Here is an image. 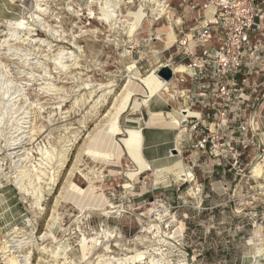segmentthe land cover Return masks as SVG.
<instances>
[{"label": "rangeland", "instance_id": "1", "mask_svg": "<svg viewBox=\"0 0 264 264\" xmlns=\"http://www.w3.org/2000/svg\"><path fill=\"white\" fill-rule=\"evenodd\" d=\"M88 1L48 0L42 3L46 4V15L35 10L31 18L25 16L30 0H0V85L9 83V90L21 95L17 105L28 113L25 125L28 134L23 140L25 150H16L17 154L24 153L28 160L19 165L35 174L34 167L41 158L38 148L53 146L59 153H67L64 167H58V163L53 166L50 176L53 172L57 176L56 185L43 182L44 198L38 206L34 198L19 189L15 179L20 169L13 167L10 158L13 151L6 146L13 138L9 109L0 133V264H11L9 261L13 258H17L18 264H105L107 260L116 263L137 252L146 253L144 262L156 257L163 264H264V254L256 253V249L264 251V196L253 193V183L247 177L235 179L233 171L188 149L182 151L180 160L185 170L194 175L192 183H179L166 173L161 174V178L153 173L142 176L141 173V180L134 188L126 190L125 185L134 181L132 173H126L128 167L121 174L111 170V176L88 154L96 150L89 137L102 128L111 107L108 104L94 111L93 102L87 101L78 108L76 101L89 96L84 84L96 86L115 80L120 90L130 65L136 64V73L146 75L159 63H165L171 54L177 55V45L165 51V33L169 27L166 17L155 22L151 32L150 22L145 19L133 38L125 35V21H131L126 15L137 10L139 0H133L134 4H121L119 20L112 30L98 18L99 5L93 8ZM165 1L173 12L178 40L190 35L203 22L199 18L205 13L202 3L197 6L195 0ZM91 13L95 14L94 19L89 18ZM148 14L151 16L150 10ZM24 16L28 24L34 25V31L31 34L26 30L19 32L14 37L17 40L9 41L6 22L18 21ZM36 16H39L37 20ZM39 19H43L42 24L54 27L58 34H47ZM178 20H181L180 26L176 23ZM158 35L161 40L156 39ZM60 51L79 55L80 68H71L66 74L56 70L54 58ZM46 82L61 88L60 91L51 96L43 94L41 89ZM33 132L39 135L31 144L29 136ZM122 138L119 144L128 153L132 146H125ZM187 156L190 163L184 162ZM120 165L116 161L109 166ZM72 172H75L73 177ZM90 182L95 196L103 197L105 208L113 213L79 214L73 195H84ZM26 185L32 188L28 179ZM191 189L197 197L189 193ZM155 201L161 204L163 219L152 223L156 222V216L149 217L145 213ZM53 218L56 224L51 231ZM154 224L161 229L157 230ZM175 232L179 234L163 244L165 238L161 236L172 237ZM46 234L49 236L44 239ZM110 234V240L106 239ZM93 238H98L100 244L95 248L90 242L86 252L81 243ZM6 245L11 246L10 249L4 250Z\"/></svg>", "mask_w": 264, "mask_h": 264}, {"label": "built area", "instance_id": "2", "mask_svg": "<svg viewBox=\"0 0 264 264\" xmlns=\"http://www.w3.org/2000/svg\"><path fill=\"white\" fill-rule=\"evenodd\" d=\"M195 1L203 22L159 65L173 71L160 79L181 103L177 136L264 196V0Z\"/></svg>", "mask_w": 264, "mask_h": 264}, {"label": "bare ground", "instance_id": "3", "mask_svg": "<svg viewBox=\"0 0 264 264\" xmlns=\"http://www.w3.org/2000/svg\"><path fill=\"white\" fill-rule=\"evenodd\" d=\"M9 1L15 2L16 0H9ZM47 1L48 0H30L29 6L25 7V12H26L25 16L29 15L31 18H34L32 15H34L35 10H39L40 13L43 16H45L47 13V8H44V6L46 4L42 5V3H44V2L46 3ZM126 1L127 0H89L88 2L91 4L92 7L94 5L96 6V4L99 5V17L98 18H101L103 25L110 27V29L112 30V28L113 29L116 28L115 26L117 24V21L119 20V17H120L119 10L122 6L121 4L122 3L123 4H134L133 0L128 1V2H126ZM169 8H170V6L167 4V2L165 0H139V5L137 7V10H135L133 12L128 10L129 12L126 15V17L130 18L131 21H129V20L125 21L126 26L123 29V31H125V35H127L128 38H133L136 29L138 28V26L140 27L142 25V23L144 22L145 19H147L150 22V25H151L150 32H151L154 30V23L159 21V20H162L166 17V19L168 20L169 27L167 28V33H165V35H166V39L164 41L165 42V51L170 50L178 42V35L176 33V30H175V27L173 24V19H172L173 12H171L169 10ZM148 10H150L151 16L148 14ZM25 16L23 19L18 20V21L13 22V21L9 20L6 22L7 27H8V31H9L10 36H11V39L9 41L17 40V39H14V37L17 34H19V32H23L26 30V31H28L29 34H31L32 31H34L32 28L34 25L28 24V22L25 21ZM36 17H37L36 18V20H37L39 16H36ZM95 17L96 16L94 13H91L89 16L90 19H94ZM179 18H181V17H179ZM39 21L41 22V25L43 26V29L47 34H50V35L58 34V31H56V29H54V27L52 28L51 26L46 25L45 23L42 24L43 19H39ZM32 22L36 23V21H34V20H32ZM176 23L179 24V26H180L181 20L176 21ZM159 34H160V32H159ZM156 39L161 40V37L158 35V37ZM8 42L6 41L5 44H8ZM41 42L44 43V41H41ZM117 47H119V45H117ZM1 48H2V45L0 44V50H1ZM15 50H17V49L15 48ZM65 51H60L55 56L54 62L56 64L55 69L58 70L60 73L64 72L66 74V73H68V71L71 70V68L79 69L80 68V60L78 57L79 55L77 56L74 52H71L68 54ZM15 54H17V53H15ZM26 56H24V57H26ZM28 56H29V54H28ZM68 63H71V64L69 65ZM24 65L26 66L27 64H24ZM127 65H130V64H127ZM158 67L159 66L153 67L150 71L147 72L146 75H141V74L136 73V70L138 71L136 64L130 65L126 71L128 73L127 79L125 80V82H124V84L120 90L117 89L118 85L116 83H118V82H116L115 80L110 81L106 84H103V83L98 84L96 86L92 85L90 83H86V84H84L83 88L87 89L89 91L88 99H85V96H83L82 98H84L83 99L84 101L83 100H81L82 102L76 101V103H75L76 106H78V108H79L80 103L86 104L87 101H89V103L93 102L92 110H94V111H98V110L106 107L108 104H109V107H111V109L108 110L109 112L107 113V115L103 119V124L101 126L102 128H100L99 132L97 131L95 133V134L98 133V135L95 137V134H94L92 137H89V141H91L92 144H94L96 150L93 151L91 154L90 153H88V154L91 155L93 160L97 161L98 164L109 166L110 164H113V162L116 163V161H118V163L123 162V161H121V159L123 157V154L125 153L131 159L130 161H132V163L134 164V167H136L135 170H133V168H132V170L129 171L132 173L131 175L134 177V181L129 182L125 185L126 190H130V189L134 188V185L137 184V182H139L141 180V178H140L141 173L145 174V173L152 172V171H151V168H150L149 164L147 163V161L145 160L143 153H142L141 130L129 128L126 131H123L120 127V125H121L120 124V118H121L122 114L129 107L131 101H133V106H135V107H137V105L139 104L138 102L146 105L148 100L151 97L162 92L163 87H164V83H163L164 81H162L157 76V71H158L157 68ZM178 69H179V71H185V68L183 66L178 67ZM49 73H50V71H49ZM47 75H49V74H47ZM160 83L162 84V86H160ZM42 86L43 87H42L41 91H43V94H46L47 96H51V95H53V92L60 91V89H61V88L57 89L56 88L57 86L55 87L54 85L49 84L47 82ZM9 89H10L9 83L0 85V133H1V126L4 124V122L6 120V116H8V114H9L8 111L10 109L11 110L10 111L11 112L10 113L11 114L10 122H11V130L13 131V134H12L13 138L10 141V144L6 145V146L10 147L11 151H13L10 154V158L12 159L13 167L16 169H20L19 170L20 173L18 176L16 175L17 177H15V179L17 180V185H19V189L23 190L24 194L26 196L34 198V201L36 202V204L38 206H40L42 204L43 198H44V189L42 187L43 182L46 183L47 181H50V184L56 185V183H57L56 177L57 176L54 175V172L52 173V176H50L52 170L54 169L53 166H55V164L58 163V167H64L66 164V161H67V157L65 154H67V153H59L57 148L53 147V146H50V148H46V149L45 148H38L37 149L38 155H40L41 158L39 159L38 162L36 161L37 166L34 167L35 174L29 173V171L26 170L27 169L26 166L24 168H22L19 165L20 163L28 160V158L25 156L24 153L23 154H17V152H16V150H18L19 148H23L25 150V144H23V140L27 137V134H28V133H26L27 131L25 132V129L27 127V126L25 127V125L28 124L26 122V120H27L26 118H28L27 117L28 113H26V111L23 110V107H20L17 105L18 104L17 98H19L21 95L15 91L11 92V90H9ZM164 89H165L164 92L169 91V88H167V87H165ZM140 94H142L144 96L147 95L144 97L143 101H139L136 97ZM134 97H135V99L132 100ZM111 99H112V102H110ZM4 102H7L8 104H6ZM59 102H61V101H59ZM62 103H65V101L63 100ZM57 109H58V107H57ZM73 109H74V107H73ZM136 109H139V108L137 107ZM175 116L171 115V118H172L171 121L174 124L178 123V119ZM129 122H127V123H129ZM122 132H125L126 136H122L124 138H122L121 142L124 143V145L127 147L132 146V148L130 149V151L128 153H126L123 150L122 144H117L115 142V137L118 135H122ZM24 134H26V136ZM38 135H39V132H35V133L33 132L32 135L29 136V141L31 142V144L35 143L36 137ZM181 140H182V136L179 135L177 138V147H178L177 149H178L180 154L182 153L180 150ZM65 147L67 148V146H65ZM86 148H87V145H86ZM83 151H85V150H83ZM87 151H90V150L88 149ZM61 152H63V151H61ZM23 156H24V158H23ZM16 157L18 158V160H15ZM76 170H77V168H76ZM256 171H257L256 172L257 174H260V172H261L259 168H257ZM152 173L155 174L156 177H160L161 174L166 173L170 176H173L174 179L179 183L184 182V183L188 184V183H192L194 181V175L185 170L184 163L182 160L176 161L172 165V167L165 169L162 172H152ZM74 174H75V172H72L70 174V176L73 177ZM97 178H99V177H97ZM149 178H151V177H149ZM26 179L29 180V186H31L32 188L27 187ZM156 180H158V179H156ZM158 181H160V180H158ZM48 183H47V185H48ZM189 193H191L193 196L197 197V193L194 192L192 189L189 191ZM73 197L76 201V206L79 210L80 215H84L90 211H95V212L98 211V212H102L103 214H107V215L114 212V211L113 212L107 211V209L105 208V203H104L105 200L104 201L101 200V199H104L103 197L95 196L93 189H92V182L89 183L87 189L84 192V195L81 196V195L74 193ZM160 206H161V204H160ZM160 206L155 201V203L152 204V208L146 210L145 215H147L149 217H151L152 215L156 216V219H155L156 222H152V223H157L163 219V214H162V210L160 209ZM106 217H109V216H106ZM53 219L54 220H53L52 226L50 227L51 231H52L53 226L56 224V222H55L56 219L55 218H53ZM152 226L157 227V230L161 229V227L159 225L154 224ZM158 232H160V231H158ZM177 233L178 232H175L172 237H168V238L166 236H161L162 238H165V239L163 240L160 238L161 239L160 242L163 240L162 241L163 244L167 243L166 239L171 240L172 238L175 237V235ZM48 236L49 235L46 234L44 239H47ZM111 237L112 236L110 234V235H106L105 238L106 239L109 238V240H110ZM90 242L93 243L95 248L100 244L98 238H93L90 241H88L87 239H84L81 244H82L83 250H85L86 252H87L88 245ZM101 244H102V242H101ZM10 247L11 246L6 245L5 247H3V249L7 250V248L10 249ZM256 253L259 254L258 256H261L264 254V251L261 249H256ZM145 254L146 253H144V252H137L136 255H134L132 257H129V258L124 257V259H122V260H118V261L116 260L117 261L116 263L113 261L109 262L107 260V261H105V264H163V261L157 260L156 257L151 258L148 262H144V260H147L145 258ZM25 259L27 260L28 257H25ZM9 262L11 264H18L17 258H13Z\"/></svg>", "mask_w": 264, "mask_h": 264}, {"label": "crops", "instance_id": "4", "mask_svg": "<svg viewBox=\"0 0 264 264\" xmlns=\"http://www.w3.org/2000/svg\"><path fill=\"white\" fill-rule=\"evenodd\" d=\"M158 69L159 67L157 70ZM160 86H162L161 83ZM187 87L188 85L180 86L181 89H186ZM145 96L140 94L136 97L139 101H143ZM134 99L135 97L132 100ZM171 100L170 95L160 92L151 97L146 105L138 102L139 104L137 107L139 109H135L133 107V101H131L128 107L130 110L127 108L120 118V127L123 131L128 128L141 130L142 153L152 172H162L172 167V165L181 158V154L177 149L178 123L174 124L171 121V115H176L175 117L178 119L181 103ZM121 136H126L125 132L115 137V142L117 144L120 143ZM180 147L181 152L183 150L187 152L189 151L188 149H190L189 146L185 144H180ZM189 157L190 156L185 157L184 162L186 160L188 162ZM130 160L131 159L124 153L121 159L123 162H121L119 167L106 165H102V167L104 166L111 176H113L111 170H115L121 174V171L125 170V167H128V169H126L127 173L131 171L132 168L133 170L136 169ZM142 175L144 174H141V176Z\"/></svg>", "mask_w": 264, "mask_h": 264}, {"label": "water", "instance_id": "5", "mask_svg": "<svg viewBox=\"0 0 264 264\" xmlns=\"http://www.w3.org/2000/svg\"><path fill=\"white\" fill-rule=\"evenodd\" d=\"M157 76L159 78H162L163 80L169 82L172 80L173 78V71L171 68L169 67H161L160 69H158L157 71ZM176 152V151H175Z\"/></svg>", "mask_w": 264, "mask_h": 264}]
</instances>
